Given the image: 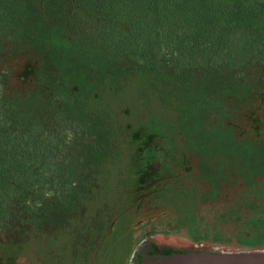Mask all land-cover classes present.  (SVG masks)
I'll return each instance as SVG.
<instances>
[{
  "label": "rangeland",
  "instance_id": "rangeland-1",
  "mask_svg": "<svg viewBox=\"0 0 264 264\" xmlns=\"http://www.w3.org/2000/svg\"><path fill=\"white\" fill-rule=\"evenodd\" d=\"M84 5L0 0L2 102L55 93L42 79L48 43L59 48L48 76L62 77L56 92L68 95L56 103L57 151L31 174L63 154L60 178L40 190L0 185V264H264V63L247 69L240 91L223 92L220 122L208 130L201 82L184 80L171 56L148 65L142 52L138 77L128 76L127 55L144 49V32L129 42L120 16ZM37 29L46 34L38 45L29 37ZM178 82L180 108L194 120L166 94ZM202 126L211 133L204 147ZM27 216L41 226L27 227Z\"/></svg>",
  "mask_w": 264,
  "mask_h": 264
},
{
  "label": "trees",
  "instance_id": "trees-1",
  "mask_svg": "<svg viewBox=\"0 0 264 264\" xmlns=\"http://www.w3.org/2000/svg\"><path fill=\"white\" fill-rule=\"evenodd\" d=\"M79 1L86 4L85 8L91 11L92 15L100 18L104 17L100 9L111 12L113 17L120 16L122 22L131 26L130 35L126 36L129 42L136 38L141 41L139 29L144 32V49L134 45L133 51L127 55L128 66H125L124 72L128 76L138 77L140 72H137L135 67L140 65L141 61L136 58L142 52V57L148 60V65L160 63L163 57L171 56L177 68H180L179 75L184 80H190L192 77L198 79L203 89L200 95L202 103L198 102L201 108L198 115L205 120L208 130L220 122L223 92L228 89L240 91L244 88V74L247 69L264 63V0ZM6 14L7 11H2L0 17L7 16ZM6 21L7 19L0 24V34L8 32ZM180 21H183L184 25L180 26ZM109 30L112 31L110 28ZM29 37L38 45L46 39V34L37 29L31 31ZM189 38L192 39L187 41ZM45 48L50 58L46 61L49 60L47 64L50 65L46 70L47 76L42 79L51 83L53 88L55 84V93L46 98L36 95L33 99L30 97L29 100H16L5 104L0 96V185L5 191L22 183L27 185V191L37 188L40 190L38 183H46L52 177L60 178L61 172L63 173L61 166L64 165L65 157L60 151V155L55 157L56 167L43 164L47 173L38 172L36 177L31 176L34 168L45 156V151H57L55 147L60 129L62 130L63 117L56 105L59 101H68L67 94L56 92V85L63 80L62 77L48 76L51 75V65L57 58L55 54L59 52V48L49 43ZM94 49L97 50L96 47ZM179 84L178 82L170 85L166 94L173 100L175 110L185 111L184 116L189 112V118L194 120L196 116L192 114V110L180 108L184 89ZM161 96H164L163 93ZM181 118H184L181 120L182 124L188 120ZM203 128L202 126L199 136L195 134L197 141L200 139V147H204L206 141L211 138V133ZM43 199L44 196L40 198ZM39 221L41 220H34L36 224H30L33 221L29 223L27 216V227L37 230L35 227L42 224H39ZM13 223L14 221H11V225ZM11 229L16 230V227L12 226L8 231L16 234Z\"/></svg>",
  "mask_w": 264,
  "mask_h": 264
},
{
  "label": "water",
  "instance_id": "water-1",
  "mask_svg": "<svg viewBox=\"0 0 264 264\" xmlns=\"http://www.w3.org/2000/svg\"><path fill=\"white\" fill-rule=\"evenodd\" d=\"M234 261H235V259L230 260V264H238V262L235 263Z\"/></svg>",
  "mask_w": 264,
  "mask_h": 264
}]
</instances>
